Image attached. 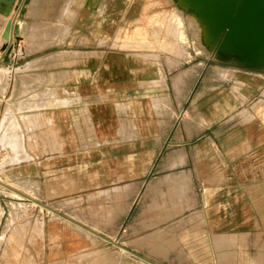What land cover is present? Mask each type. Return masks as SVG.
Masks as SVG:
<instances>
[{
	"label": "rangeland",
	"instance_id": "obj_1",
	"mask_svg": "<svg viewBox=\"0 0 264 264\" xmlns=\"http://www.w3.org/2000/svg\"><path fill=\"white\" fill-rule=\"evenodd\" d=\"M6 1L0 5V31L6 22L2 15L10 19L19 5V0ZM38 1L37 14L29 13L32 0H27L18 15V22L28 14L38 23L24 25L25 39L47 35L60 45L76 28L78 35L58 48L83 50L89 63L117 53L162 66L172 83L170 94L175 93L171 98L183 88L178 122L186 140L211 136L217 155L199 142L178 152L171 145L178 139L174 133L168 147L99 148L86 128L76 134L86 144L67 149L85 164L50 169L42 163L39 173L34 159L41 154L44 160L48 148L36 146L38 119L15 115V105L8 103L16 100H6L5 94L0 97V264H47L46 228L50 220L61 219L57 215L112 242L109 249L93 248L90 256L115 263L129 251L136 264H264V151L254 150L244 160L238 149L242 128L231 129L247 124L264 131V67H246L221 55L220 41L213 46L184 0ZM80 9L89 12L88 29L74 26ZM10 76L0 67L1 94ZM154 103L158 111L159 102ZM30 107L22 102L17 109ZM205 118L217 119L209 131ZM50 137L64 138L61 132H42V143ZM17 162L22 163L12 165Z\"/></svg>",
	"mask_w": 264,
	"mask_h": 264
},
{
	"label": "crops",
	"instance_id": "obj_2",
	"mask_svg": "<svg viewBox=\"0 0 264 264\" xmlns=\"http://www.w3.org/2000/svg\"><path fill=\"white\" fill-rule=\"evenodd\" d=\"M6 15L2 16L7 21L9 17ZM89 18V12L80 9L74 26L77 25V28L82 30L83 25H86L88 29L85 21ZM22 19V22H19L21 36L13 39L6 52L0 53L4 55L0 67L11 72L8 79L9 87L6 89L5 85L3 86L0 97L3 99L6 94V100H16L15 103H8L10 106L15 105L13 108L15 115L29 114L38 119V126L34 129V133H39L36 146L39 149L48 148V156L44 160H41V154L38 159L35 157L36 162L34 159L39 173L42 171V163L49 164L50 169L52 164H85L86 161H81L82 157L71 155L72 152H68L67 149L74 147L81 149L86 144L83 136L76 135L77 129L83 134L86 133V128L94 132L99 148L110 146L119 151L125 147L130 150L137 147L155 149L168 147L170 134H176L178 139L171 145H174L178 152L186 153L188 143L199 142L217 155L214 151L217 146L211 136L206 138L200 133L186 140L184 124L178 122L181 114L178 101L183 94V88L176 99L171 98L175 93L170 94L172 83L164 74L162 66L159 69L154 63H146L117 53L103 60L97 59L95 63H89L88 57H83V50L58 48L67 42L69 36L78 35V29L72 28L64 43L57 45V39L47 35L40 40L25 39L27 31L24 25L37 22H34L36 17L31 18L28 14ZM71 40L72 38L70 42ZM20 41L23 43H19ZM19 50L25 53L21 58L14 55ZM155 101L159 102L158 111L153 107ZM168 101L171 103L173 117L169 116ZM22 102L31 107L17 109L18 104ZM84 117L87 124L84 123ZM205 121L204 130L209 131L217 119L205 118ZM237 126L242 128V141L240 140L241 145L238 148L240 157L247 160L255 154L254 150L264 151V131L247 124H236L231 129ZM42 132L49 135L61 132L64 138L53 140L50 137L48 141L43 139L42 143ZM58 146L63 149L62 154L52 151ZM21 163L12 165L17 166ZM57 216L61 219L50 220L46 228L47 264H136L131 259L132 253L129 251L122 253L119 258L121 260L116 263L95 255L90 256L93 248L105 244L110 245L106 248L109 249L113 243L104 241L73 220L71 222L61 215Z\"/></svg>",
	"mask_w": 264,
	"mask_h": 264
},
{
	"label": "bare ground",
	"instance_id": "obj_3",
	"mask_svg": "<svg viewBox=\"0 0 264 264\" xmlns=\"http://www.w3.org/2000/svg\"><path fill=\"white\" fill-rule=\"evenodd\" d=\"M198 15L207 29L213 46L225 31L218 52L221 55L237 58L244 66L250 68L264 67V48L262 41L252 35H262L253 25L250 15L240 8L237 18L229 21L237 0H185ZM42 2V0H41ZM40 1L32 0L28 7L31 15L38 13ZM248 28V30H245ZM4 44L0 41V47Z\"/></svg>",
	"mask_w": 264,
	"mask_h": 264
},
{
	"label": "water",
	"instance_id": "obj_4",
	"mask_svg": "<svg viewBox=\"0 0 264 264\" xmlns=\"http://www.w3.org/2000/svg\"><path fill=\"white\" fill-rule=\"evenodd\" d=\"M26 1L27 0H19V5L17 7V10L14 16H12L9 20H7L5 24L3 25L1 33H0V39L1 41L4 42V44L2 45V47H0V53L6 52L10 48L13 42V39L16 40L17 37L21 36V33H20L21 28H20L19 22L17 21V18H18V15L20 13V10L23 4ZM2 2L3 0H0V5ZM13 2L14 0H7L6 4L12 5ZM241 7L242 8L244 7L245 13L247 15H250L253 21V25L254 27H256L257 31H259L262 35H264V0H237L235 8L229 19L230 22L237 18V13ZM245 30H248V28H245ZM252 37H255L256 39L262 41L261 48H264V36H259L255 34V35H252ZM224 38H225V31L224 33H222V36L219 38L220 45ZM3 57L4 55H1L0 62L2 61ZM67 220L73 222L71 219L67 218Z\"/></svg>",
	"mask_w": 264,
	"mask_h": 264
},
{
	"label": "built area",
	"instance_id": "obj_5",
	"mask_svg": "<svg viewBox=\"0 0 264 264\" xmlns=\"http://www.w3.org/2000/svg\"><path fill=\"white\" fill-rule=\"evenodd\" d=\"M1 55V54H0Z\"/></svg>",
	"mask_w": 264,
	"mask_h": 264
}]
</instances>
